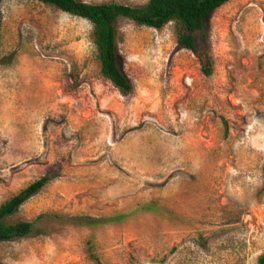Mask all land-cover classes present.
Masks as SVG:
<instances>
[{"label": "rangeland", "instance_id": "374dc122", "mask_svg": "<svg viewBox=\"0 0 264 264\" xmlns=\"http://www.w3.org/2000/svg\"><path fill=\"white\" fill-rule=\"evenodd\" d=\"M115 1L143 5L148 0ZM0 203L49 183L11 217L5 264H258L264 252V0L209 17L214 71L162 29L119 19L123 95L103 78L82 17L38 0H0ZM154 202L158 209L141 205ZM127 213L96 229L51 215Z\"/></svg>", "mask_w": 264, "mask_h": 264}, {"label": "trees", "instance_id": "16d2710c", "mask_svg": "<svg viewBox=\"0 0 264 264\" xmlns=\"http://www.w3.org/2000/svg\"><path fill=\"white\" fill-rule=\"evenodd\" d=\"M38 1L90 22L91 38L96 48L101 76L117 87L123 95H128L132 93L133 85L125 75L119 61L116 28L119 19H127L138 26L157 30L162 29L168 23H173L176 46L189 50L197 59L201 73L209 77L214 71L209 17L229 0H148L143 5H127L115 1L103 3H87L82 0ZM49 181L50 177L44 175L0 203V242L32 234L34 222L50 216V214L38 215L34 221L11 219L17 210L42 190ZM140 208L146 211L158 209L154 202L145 203ZM51 216L69 220L78 226L96 229L107 224L121 223L129 215L116 213L104 216L59 214ZM85 254L92 264H104L97 252L93 234L86 240ZM257 263L264 264V252L259 255ZM0 264L5 263L0 261Z\"/></svg>", "mask_w": 264, "mask_h": 264}]
</instances>
